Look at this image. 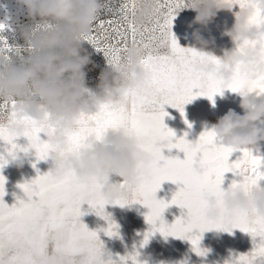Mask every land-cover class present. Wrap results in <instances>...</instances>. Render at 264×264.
Wrapping results in <instances>:
<instances>
[{
	"label": "clouds",
	"instance_id": "9594fccd",
	"mask_svg": "<svg viewBox=\"0 0 264 264\" xmlns=\"http://www.w3.org/2000/svg\"><path fill=\"white\" fill-rule=\"evenodd\" d=\"M150 2L146 0L138 9L139 18L149 15ZM12 3L13 10L7 4L2 6L4 19L0 21L5 41L0 47V106L5 107L6 130L27 142L24 150L6 158V165L22 168L29 155L36 158V148L25 136L29 124H36L42 128L41 139L52 148L47 158L51 161L49 171L57 175L70 173L79 186L74 199L88 205L96 198L105 205L129 201L132 191L148 178L153 153L124 127L109 128L99 137L89 133L75 150L69 139L78 130L82 115L95 112L101 103L125 105L127 94L146 84L148 73L140 62L143 50L129 45L122 63H108L100 72L93 91L87 87L85 69L95 65L84 45L101 11V0ZM184 8L195 12L189 27L199 26L192 33L194 42L189 48L216 57V62L205 59L197 64L198 71L224 85L238 70L252 80L264 77V0H185ZM221 11L234 16L231 28L222 33L231 39L232 47L217 57L207 50L214 38L206 39L201 29H207ZM5 33L14 34L15 39L9 41ZM237 94L243 114L229 109L210 130L220 146L256 148L264 142V126H257L258 121H264V95ZM113 177L121 180L114 182ZM200 200L201 214L209 224L229 222L241 215L264 219V183L247 187L230 184L226 189L221 185L219 193L201 192ZM43 264L70 262L63 246L53 245Z\"/></svg>",
	"mask_w": 264,
	"mask_h": 264
},
{
	"label": "snow or ice",
	"instance_id": "6c2138e0",
	"mask_svg": "<svg viewBox=\"0 0 264 264\" xmlns=\"http://www.w3.org/2000/svg\"><path fill=\"white\" fill-rule=\"evenodd\" d=\"M145 3L146 0H121L111 16H97L93 30L85 39L113 65L123 62V52L129 45L141 48L144 55L140 62L148 73L146 84L128 93L125 105L101 103L95 112L82 115L78 130L70 135V147L73 150L79 148L83 137L89 133L99 137L109 128H126L153 153L148 178L132 191L129 201L115 202L122 207L140 202L149 209L146 221L152 228L145 233L144 244L153 232L159 231L166 236L188 239L193 250L203 255L197 231L239 228L258 237L259 243L248 253L234 257L231 264H264V219L241 215L229 222L209 224L201 214L203 203L200 200L203 191L219 193L224 174L228 172L238 177L231 183L233 186L261 184L264 182V158L253 155L247 148L220 146L211 130L202 132L198 140L190 142L184 137L176 138L173 130L164 124V117L168 115L164 111L165 105L178 109L184 116V106L196 96H206L213 101L217 94H223L225 87L233 93L264 95V77L252 80L246 72L238 70L224 85L213 76L201 73L197 64L205 59L216 62V57H206L181 47L172 31L176 13L185 0H151L149 15L139 18L138 9ZM4 43L0 33V47ZM5 117V107L0 106V141L7 145L9 156L24 149L16 143L18 138L4 127ZM188 126L190 128L191 124ZM41 132L40 126L29 124L25 133L36 148L37 162L47 160L52 151L41 139ZM165 147L178 149L184 158L164 156L162 149ZM236 151L241 155L230 162V156ZM6 163L5 156L0 155V169ZM164 181L183 185L168 203L156 198ZM5 183L6 178L0 174V264H43L53 245L63 246L70 264H138V253L135 252L120 257L119 261L113 260L97 232L81 222L80 218L85 214L81 211L83 201L73 198L79 186L70 173L57 175L48 171L40 174L37 169L35 178L18 185L25 198L17 197L11 206L3 199ZM88 203L90 210L108 219L104 213L105 201L96 198ZM170 204L187 209L186 218L168 225L162 214ZM117 228L114 222H109L105 234L116 236Z\"/></svg>",
	"mask_w": 264,
	"mask_h": 264
},
{
	"label": "rangeland",
	"instance_id": "374dc122",
	"mask_svg": "<svg viewBox=\"0 0 264 264\" xmlns=\"http://www.w3.org/2000/svg\"><path fill=\"white\" fill-rule=\"evenodd\" d=\"M121 0H101V11L98 14L101 17L111 16L120 6ZM7 4L9 10H13L12 0H0V21L4 19L3 5ZM107 4V7L105 6ZM111 9V12L109 11ZM195 12L184 8L178 10L173 21L172 31L181 47L189 48L193 44L192 33L199 28L198 25L189 27L193 20ZM234 22L232 12L221 11L217 14L214 21L207 29H201V34L207 39L214 38V44L209 46L208 51L213 52L217 57L222 55V50L232 47L231 39L222 35L225 29L231 28ZM9 41L15 39L14 34L5 33ZM85 49L91 53L92 64L85 69L87 72V87L95 91L98 84L100 72L107 67V58L102 52H98L90 43L86 42ZM196 91V90H194ZM240 96L229 89H225L223 96L217 94L213 101L206 96H196L190 103L184 106V116L180 111L171 106L165 105L164 111L168 113L164 117V124L167 128L173 130L176 138L184 137L190 142L198 140L202 132L210 130L229 109L243 114L240 108ZM213 103L215 107H213ZM187 120L188 123H185ZM189 124L191 127L189 128ZM257 126H264V121H258ZM185 134H187L185 136ZM43 139V134H41ZM26 138H18L16 143L22 148L26 144ZM7 145L0 141V155L7 158ZM253 155L264 158V142H260L258 147L249 148ZM162 154L166 157L184 158L183 152L178 149H162ZM241 155L240 151L234 152L229 160L234 161ZM35 163V168L33 164ZM50 160L36 161V158L29 155L25 159L24 166L17 168L12 164L5 165L0 169V174L6 178L5 203L9 206L16 203L17 197L24 199V193L18 187L19 184L31 181L37 175V169L40 174L49 171ZM238 179L233 173L224 174L222 183L223 188H227L233 180ZM120 177H113L114 182H119ZM264 183V182H262ZM183 185L171 181H164L156 192L157 199H163L166 203L170 202L173 195ZM81 211L85 213L81 216V222L89 230L96 231L105 251L115 261L120 257H126L132 253H138L136 259L138 264H231V260L239 254L248 253L259 243V238H254L250 233L242 231L239 228H232L229 231L212 228L204 231L200 235L199 247L203 255L197 254L193 250L190 241L186 238L164 235L159 231L153 232L148 238L146 244L143 243L145 233L149 232L152 226L147 223L146 216L149 209L140 202H131L123 207L120 205H105L104 213L107 220L97 215L94 210H90L87 203L81 205ZM187 216V209L178 205L170 204L163 214V220L171 225L177 218L184 219ZM109 222H114L118 228V235L109 237L105 234ZM159 223V222H157Z\"/></svg>",
	"mask_w": 264,
	"mask_h": 264
}]
</instances>
